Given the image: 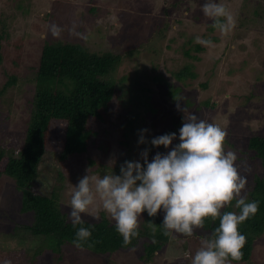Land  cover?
Returning a JSON list of instances; mask_svg holds the SVG:
<instances>
[{
  "label": "rangeland",
  "instance_id": "rangeland-1",
  "mask_svg": "<svg viewBox=\"0 0 264 264\" xmlns=\"http://www.w3.org/2000/svg\"><path fill=\"white\" fill-rule=\"evenodd\" d=\"M220 2L237 20L227 35L214 28L202 12L204 0H0V91L9 77L17 78V84L0 96V149L6 154L18 156L23 147L33 112L35 67L45 42L82 44L94 53L124 54L141 48L124 58L115 72L112 118L109 124L95 127L98 135L87 156L72 157L62 164L61 154L49 149L42 159L35 192L51 194L56 189L70 221L71 194L79 178L87 171L98 176L112 174L110 169H120L125 160L140 159L144 148L150 149V159L157 151H167L163 146L139 144V130L149 129L145 133L149 141L165 132L178 133L183 117L193 113L226 131L225 151L236 153L239 173L246 178L242 195L248 197L255 174L261 173L253 154L246 152L250 137L264 135V17L256 14V9L264 10V0ZM92 8H96L94 13ZM53 24L61 29L58 35L50 30ZM197 36L211 39L213 45L198 43ZM187 66L195 76L185 84L176 82L175 74ZM174 85L183 88L178 102L184 112L165 100ZM150 103L159 108L156 115ZM92 162L99 172L93 170ZM19 193L12 179L0 180V264H147V238L108 260L68 246L62 256L47 252L33 260L36 263L30 262L23 251L37 248L41 240L24 229L33 216L21 211ZM227 209L240 211L235 200L221 211ZM103 215L115 224L102 207H90L82 217L98 222ZM145 217V213L139 217V228L147 222ZM202 229L195 227L191 236L172 232L171 242L151 264H190L207 238ZM252 262L264 264V235L254 245Z\"/></svg>",
  "mask_w": 264,
  "mask_h": 264
},
{
  "label": "trees",
  "instance_id": "trees-1",
  "mask_svg": "<svg viewBox=\"0 0 264 264\" xmlns=\"http://www.w3.org/2000/svg\"><path fill=\"white\" fill-rule=\"evenodd\" d=\"M95 11L96 8H92L90 12ZM256 14L263 18L264 10L260 13L256 9ZM139 50L140 47L124 54L111 51L94 53L82 44L45 42L35 67L33 112L25 132L23 147L18 156L6 154L0 149V180L7 177L15 182L22 201L21 211L33 216L31 224L25 225L24 229L41 240L37 248L23 251V255H27L30 262L36 263L33 260L47 252L61 255L68 246L93 256L106 257L108 260L119 251L136 248L142 238H147L149 241L145 242L144 257L147 264H151L153 257L171 242L172 233L165 234L161 214L148 217L145 213L147 222L143 228H138V235L131 243L125 245L115 224L110 223L105 215L98 222L84 220L83 225L74 226L61 209L56 189L51 194L35 192L34 185L40 178L39 167L49 149L61 154L62 164L72 157L87 156L93 139L98 135L95 127L109 124L112 118L117 90L114 74L124 58L139 53ZM194 76L188 66L175 74L176 82L180 84H185L188 77ZM15 84L17 78L9 77L0 91V96ZM182 91V86L170 87L169 93L165 94V100L168 104H177ZM187 104L192 106L190 98L187 99ZM148 106L155 115L159 112V108L153 103ZM135 119L138 117L135 116ZM132 134L135 135V131ZM246 153L253 154L251 158L261 169V173L255 174L253 187L247 194L249 200L259 201V210L239 226V231L246 236V243L242 249V259L233 261L235 264H255L252 262L254 245L264 235V135L250 137ZM96 166L92 162L93 170L99 172ZM110 170L114 173L117 171V174L120 171L118 167ZM219 222V218L205 219L202 230L207 232V238H212ZM81 226L89 227L92 236L77 245L74 243L75 233Z\"/></svg>",
  "mask_w": 264,
  "mask_h": 264
},
{
  "label": "clouds",
  "instance_id": "clouds-1",
  "mask_svg": "<svg viewBox=\"0 0 264 264\" xmlns=\"http://www.w3.org/2000/svg\"><path fill=\"white\" fill-rule=\"evenodd\" d=\"M201 9L222 34L235 29V16L220 0H204ZM50 30L53 35L61 31L55 24ZM196 41L213 45L208 38L197 36ZM177 109L185 111L179 102ZM147 132V128L139 130V144L163 146L167 151H157L149 160L150 149L144 148L140 159L125 160L121 164L119 174L98 176L87 171L71 194L68 216L72 224L83 225V213L90 207H102L115 221L116 231L127 245L138 235L139 217L144 213L148 217L162 214L165 234L175 232L186 236L193 235L195 227H202L207 217L219 218L212 238L201 241L190 264L240 261L246 236L239 231V226L257 213L259 201L242 195L246 178L239 173L236 153L225 151L226 131L193 113L187 119L183 117L178 133H164L149 141ZM233 200L240 211L222 212ZM91 236L92 230L81 226L75 233L74 243L80 245Z\"/></svg>",
  "mask_w": 264,
  "mask_h": 264
}]
</instances>
